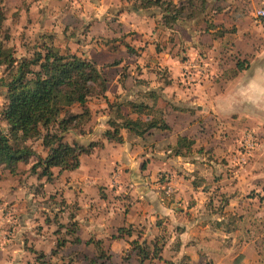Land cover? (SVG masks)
I'll use <instances>...</instances> for the list:
<instances>
[{
	"label": "crops",
	"instance_id": "1",
	"mask_svg": "<svg viewBox=\"0 0 264 264\" xmlns=\"http://www.w3.org/2000/svg\"><path fill=\"white\" fill-rule=\"evenodd\" d=\"M163 1L184 7L182 17L174 21V14L159 7L140 9L136 0H53L52 5L43 1L41 6L45 10L40 34L68 44L72 50L66 54L93 62L106 80L107 89L99 105L102 112L91 110L99 121L92 142L100 140L101 147L82 157L80 169L69 173L63 198L79 209L72 219L80 243L66 246L84 252L91 240H96L113 264L123 262V253L135 241L130 226H148L145 232L158 234L162 228L157 221L163 218L171 238L164 242L162 260L202 264V260L214 257L224 261L229 254L225 240L235 241L233 236H237L224 215L233 213L230 207L242 206L238 201L247 198V192L249 205L254 204L256 217L264 223V19L257 18L258 11L264 10V0H207L205 12L193 19L185 16L186 0ZM199 5L195 1L194 9ZM58 6L63 12L53 14ZM51 22L55 31L49 26ZM77 27V38H73L72 30ZM82 30L84 35L79 38ZM52 46L62 53L60 47ZM239 62L246 69L232 74ZM162 71L164 77L159 74ZM150 93H156L157 99ZM108 101L118 102L116 111L132 120L138 116L130 104L145 103L170 130H152L144 137L122 130V144L108 141L105 133L111 130L110 121L116 116ZM244 131L249 132L247 167L244 173L230 170L228 174L227 163L231 167L239 161L228 158L222 163L219 157L235 148L236 137L231 135ZM224 135L229 137L222 139ZM180 137L194 143L191 150L178 147ZM197 146L212 151V157L191 159ZM164 176L171 181L169 187L158 184H165ZM41 184L46 193L53 190L47 180ZM159 187L165 193L166 188L173 190L183 203L188 199L184 213L165 205ZM218 189L229 205L209 204L208 199ZM123 195L132 200L127 206L126 201L119 200ZM1 210L7 213L0 221V264H48L47 259H39L41 255L31 253L32 249L48 258L56 257L54 236L47 239L45 231L38 233L46 225L44 221L39 222L36 234L29 226L32 218L16 217L14 207L0 205ZM147 220L151 222L148 225ZM121 229L125 230L124 238L117 239ZM19 236H25V242L17 240ZM261 239L264 242V236ZM44 241L51 242L48 251ZM148 245L153 248L152 243ZM130 261L139 264L137 252Z\"/></svg>",
	"mask_w": 264,
	"mask_h": 264
},
{
	"label": "rangeland",
	"instance_id": "2",
	"mask_svg": "<svg viewBox=\"0 0 264 264\" xmlns=\"http://www.w3.org/2000/svg\"><path fill=\"white\" fill-rule=\"evenodd\" d=\"M43 1H46V5L49 3L52 5L53 0H0V43L2 44L3 52L7 56H13L17 60H29L33 58V56L39 51L40 48L44 46V44L49 45H56L61 48L62 53H71V48H68V44H62V41L60 39H57L54 37V41L48 40L47 38L42 36L41 33V19L44 17V10L45 8L41 7ZM48 1V3H47ZM62 1V0H60ZM61 5V4H59ZM187 6V5H186ZM72 6H70L71 8ZM199 9V6L196 7ZM187 13L185 16H189L191 10L188 6ZM53 11V10H51ZM63 12L61 10V7L58 6L55 7V10L53 14H58ZM53 16V15H52ZM67 22V21H66ZM68 23L73 24L72 21H68ZM51 25L50 28L52 31L55 26V23L51 22L49 23ZM66 23H64L65 25ZM63 25V23H62ZM78 27L72 30V36L73 38H77L76 33L78 31ZM76 30V31H75ZM84 35V30H82L81 35H79V38ZM45 40V43L43 41ZM104 44H106L105 41H102ZM52 43V44H51ZM45 44V45H46ZM72 48H75L72 46ZM80 50V48H78ZM14 71H8L5 66H0V134L1 135H9V125L6 121L2 120V114L5 111L8 99H7V89L4 86L5 82H8L10 80V73ZM125 73L127 74V70H125ZM124 73V74H125ZM165 71L160 72L159 74L161 76H165ZM124 75H122L123 77ZM227 75V77H229ZM4 83H2V81ZM101 94L98 87H94V93L93 96L89 99V102L85 107H80L78 105L73 106L72 108L68 109L65 114L61 116V119L68 118L71 115H82V118L79 120V124L77 128L71 129L67 133L63 134L64 142L67 144L73 145L74 143H78L82 145L83 147L92 149L93 153L97 152L100 147L101 143L99 142H92V137L94 130L96 126L99 124V121L95 118H93V113L100 114L102 112L101 106ZM109 107L116 111L118 102H109ZM113 105V106H112ZM92 107V108H91ZM93 113H92V111ZM87 113H89L87 116ZM92 113V114H91ZM146 117V116H145ZM144 119V117H142ZM52 132L56 131V129L52 128ZM45 135V132L43 133ZM78 136V138H77ZM225 136V135H224ZM236 138L233 140V144H235V148L233 150H227L224 151L221 156L219 157L220 160H222V163L226 162V160L229 158L231 161H239L236 164L231 165V167L228 166L227 163V173L229 174V171H233L236 173H244V170L246 169V163L249 161V147L247 146V141H249V132L244 131V133L238 134V135H231ZM230 136V137H231ZM229 136L221 137L222 139L227 138ZM232 138V137H231ZM25 145H27L29 148L32 149V151L36 154V156H33L29 158V161L26 162H18L16 165L12 166L11 168L9 166L0 165V205H6L8 208H15V215L16 217H19L20 215L25 218H32V221H29V226L32 227L31 229H34L35 233L43 234L41 232L45 231L44 236L49 239L54 236V241L62 242L66 241L67 245L68 243L75 242V226H73V218L77 216V204L72 203L68 204L67 201L63 198V191L64 187L68 185L69 183V173L70 172H60L59 169H53V179L50 182V184L53 186V190L48 194L44 190V185H42V181H46V178H43L41 176L42 174V167H37L36 170H32L33 166L37 163L38 158L45 159L48 156V150L43 146V140L42 139H34L29 140L27 143L19 142L17 146L19 148H24ZM193 151V149H192ZM193 154V155H192ZM213 152L207 151L205 152V148H201L200 146H197V148H194V152L191 153V159L198 158L201 156H204L205 158H208V156L211 158ZM83 157H86L85 155ZM86 164L89 165L87 162ZM11 169H14V173H11ZM179 173V171H177ZM64 173H68L67 175ZM177 173V174H178ZM167 174L165 172H162L161 175ZM171 175V174H170ZM62 176V177H61ZM61 177V178H60ZM173 177V176H172ZM166 179L165 184L159 183V185H164V187H169L168 185L171 184V181L167 180V177L164 176ZM56 180H58L56 182ZM49 183V182H48ZM65 185V186H64ZM210 188H213L210 187ZM160 196L163 197L164 203L166 206H172L173 208H176L177 210H181L184 213V207L188 205V199L185 200L183 203L182 200L175 196V193L173 190H169L166 188L165 190H162V188L159 187ZM102 190V188H101ZM214 192L212 196L210 197L209 204L213 207H222L225 205H229L228 199L226 196H220L222 192ZM247 198H243V200L238 201V205L242 203V206L239 205L230 207V209H234L233 213L238 210V212L233 215L232 212H227L228 214H225L226 221L231 223L232 228L234 227L236 229V235L233 236L236 237L235 241L234 238L225 240L224 246L228 248L229 253L228 255H225L224 261H220L217 259H213L209 257V260H202V264H264V242H261V237L264 236V223L260 221L262 218L259 216L256 217L258 212H256L255 207L250 204L249 205V192ZM9 195V198L3 200L4 195ZM30 194L33 195V197H30ZM252 194V193H251ZM13 195V196H12ZM17 195H20L18 197H14ZM123 202L125 206L128 205V203L132 202L131 198L129 196H122L119 198ZM118 199H116L117 201ZM184 201V200H183ZM243 211V212H242ZM0 221H2L3 218H5L7 211L1 210L0 211ZM242 215L240 217L239 215ZM229 215V216H228ZM35 216V218H33ZM228 216V217H227ZM2 218V219H1ZM241 219V220H240ZM245 219V221H243ZM26 220V219H24ZM34 220V221H33ZM44 221L46 224L44 227H42L39 230V222ZM260 221V222H259ZM24 222V221H23ZM54 223L50 225L51 223ZM167 222L166 218H163L159 221H157V224L160 226L161 232L158 234L155 233H147L144 230L148 228L146 227H135V229L132 228V226L129 227L130 230H133L135 232L134 234V240L137 241L139 244L144 243H152L154 244L155 241H158L159 244L164 243L168 239L170 240L171 236L168 231H166L167 226H163V224ZM254 222V223H253ZM20 223V222H19ZM149 222L147 220L146 224L148 225ZM152 224L153 220H152ZM23 226V223H22ZM54 226V228H53ZM164 229V230H163ZM43 230V231H41ZM128 230V229H127ZM38 231V233H37ZM53 233V234H52ZM155 236V238H153ZM24 238H26L24 236ZM23 237L19 236L17 240L20 239L22 241L24 239ZM155 239V240H153ZM258 239V240H257ZM151 240V242H150ZM168 240V241H169ZM73 241V242H72ZM93 241L91 245H89L86 249H84V252H79V250L75 251V248H73L70 244L69 246H65L62 250H59L57 252V255L55 258H51L44 256L43 252H36L33 249L30 250L31 253H35L37 257L41 258L39 259H47L48 264H63V263H71V264H91L90 260H96L98 264H113V262H109L110 259L105 260L104 262H101L99 260L100 255L102 253H106L104 251V247H99L96 245V240ZM25 242V241H22ZM50 242V241H49ZM256 242V243H255ZM45 247L51 245L48 243V241H44ZM56 244V247H57ZM165 245V244H164ZM28 248V246H25ZM164 248V247H163ZM101 249L103 251L101 252ZM49 247L46 248L45 251H48ZM94 252L92 254V252ZM61 252V254H60ZM86 252H89L91 257L86 256ZM136 250L134 249V246L131 244L130 249L123 254L125 256L123 257V262L121 264H135L134 261H130L134 259V254ZM107 254V253H106ZM93 256V257H92ZM91 258V259H90ZM36 259V258H34ZM41 264V263H40ZM45 264V263H44ZM146 264H188L185 259L183 260H177L176 262H170L168 260H150L146 262Z\"/></svg>",
	"mask_w": 264,
	"mask_h": 264
},
{
	"label": "trees",
	"instance_id": "3",
	"mask_svg": "<svg viewBox=\"0 0 264 264\" xmlns=\"http://www.w3.org/2000/svg\"><path fill=\"white\" fill-rule=\"evenodd\" d=\"M136 1L140 3V9L159 7L169 14H174V21L182 17L185 10L184 7L177 8L172 1ZM186 1L191 10H194L188 16L189 19L205 12L207 0ZM195 1L200 2L199 9H194ZM0 66H5L8 71L14 70L10 73V80L4 84L7 89L8 104L2 114V120L9 125V135L0 134V165L11 168L18 162L29 161V158L36 154L27 145L19 148L17 144L42 139L43 146L49 151L48 156L45 159L39 157L32 168L33 171L37 167H42L41 176L50 183L53 179V169H59L60 172L79 170L81 158L84 155H91L93 150L78 143L67 144L62 135L77 128L82 115H71L64 119H61V116L75 105L85 107L93 96L94 87L99 88L101 97L105 94L107 86L103 71L91 61L73 54H62L57 48L47 44L40 48L33 58L17 60L13 56L5 55L0 43ZM245 69V65L239 62L232 74L237 75ZM1 81L4 83L3 80ZM150 97L156 100L157 94L150 93ZM130 108L138 118L132 120L124 117L118 109L115 119L110 121L111 130L105 133L108 141L122 144L124 142L122 130H127L131 136L136 137H144L152 130H170L161 117L153 115V107L145 103H131ZM145 116L154 117L151 120H144L142 117ZM52 128L56 131L52 132ZM177 145L189 151L194 143L180 137ZM11 173H14V169H11ZM124 233L125 230L121 229L117 239H123ZM127 234L131 236L129 232ZM75 243L79 244L80 241L77 239ZM66 244V241L58 242L53 254L57 255ZM131 244L137 252L139 264H146L154 259L162 260L160 254L164 243L159 244L155 241L153 248L147 243L142 245L137 241ZM96 245L102 247L101 242H96ZM107 259L109 256L106 253L100 255L101 262ZM90 261L91 264H98L96 260Z\"/></svg>",
	"mask_w": 264,
	"mask_h": 264
},
{
	"label": "built area",
	"instance_id": "4",
	"mask_svg": "<svg viewBox=\"0 0 264 264\" xmlns=\"http://www.w3.org/2000/svg\"><path fill=\"white\" fill-rule=\"evenodd\" d=\"M257 18L258 19H264V10L258 11L257 13ZM200 69L202 70L203 68L200 67ZM190 79V78H189ZM249 147V144L247 145Z\"/></svg>",
	"mask_w": 264,
	"mask_h": 264
}]
</instances>
